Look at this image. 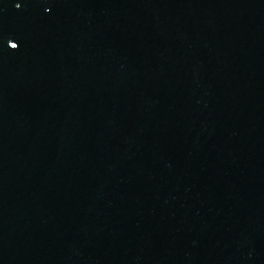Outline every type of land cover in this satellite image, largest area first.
Segmentation results:
<instances>
[{"label": "water", "instance_id": "1", "mask_svg": "<svg viewBox=\"0 0 264 264\" xmlns=\"http://www.w3.org/2000/svg\"><path fill=\"white\" fill-rule=\"evenodd\" d=\"M0 264H264V0H0Z\"/></svg>", "mask_w": 264, "mask_h": 264}, {"label": "snow or ice", "instance_id": "2", "mask_svg": "<svg viewBox=\"0 0 264 264\" xmlns=\"http://www.w3.org/2000/svg\"><path fill=\"white\" fill-rule=\"evenodd\" d=\"M22 5L20 3H17L16 4V8L19 9ZM9 46L13 49H16L18 47V44L17 43H9Z\"/></svg>", "mask_w": 264, "mask_h": 264}]
</instances>
